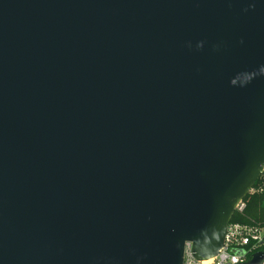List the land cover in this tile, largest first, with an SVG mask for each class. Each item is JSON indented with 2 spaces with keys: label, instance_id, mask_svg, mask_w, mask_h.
<instances>
[{
  "label": "water",
  "instance_id": "95a60500",
  "mask_svg": "<svg viewBox=\"0 0 264 264\" xmlns=\"http://www.w3.org/2000/svg\"><path fill=\"white\" fill-rule=\"evenodd\" d=\"M263 170L264 0H0V264L211 259Z\"/></svg>",
  "mask_w": 264,
  "mask_h": 264
},
{
  "label": "built area",
  "instance_id": "2783aa9c",
  "mask_svg": "<svg viewBox=\"0 0 264 264\" xmlns=\"http://www.w3.org/2000/svg\"><path fill=\"white\" fill-rule=\"evenodd\" d=\"M257 190H264V170L259 179ZM252 191H254L252 189ZM244 201L236 211L242 212ZM264 247V228L253 225H242L230 222L225 242L219 253L208 260H197L193 253V245L187 242L184 250L183 264H240L249 261L252 256Z\"/></svg>",
  "mask_w": 264,
  "mask_h": 264
},
{
  "label": "trees",
  "instance_id": "16d2710c",
  "mask_svg": "<svg viewBox=\"0 0 264 264\" xmlns=\"http://www.w3.org/2000/svg\"><path fill=\"white\" fill-rule=\"evenodd\" d=\"M259 183L258 180L254 185V191L244 198L245 208L242 212H235L232 223L264 228V190H257ZM262 249L264 250V247Z\"/></svg>",
  "mask_w": 264,
  "mask_h": 264
}]
</instances>
